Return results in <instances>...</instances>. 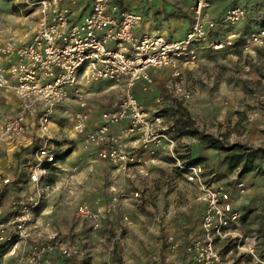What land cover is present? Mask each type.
Wrapping results in <instances>:
<instances>
[{
	"label": "built area",
	"instance_id": "1",
	"mask_svg": "<svg viewBox=\"0 0 264 264\" xmlns=\"http://www.w3.org/2000/svg\"><path fill=\"white\" fill-rule=\"evenodd\" d=\"M24 1L35 16L34 28L23 36L0 39V91L11 93L17 102L16 114L0 127V138L29 150L21 166L26 191L10 200L7 212H0V264H86L90 257L85 246L38 232L44 184L56 165L52 127L60 118L67 119L71 138L122 171L143 165L144 155L133 154L139 150L149 156L158 152L178 163L180 138L159 120H149L134 94L136 85H151V72L169 69L165 94L185 104L192 91L181 81L182 69L190 71L210 51L261 45L264 34L240 37L231 32L248 19V10L231 8L214 17L208 0H191L190 25L178 41L138 36L141 16L118 13L117 0H92L90 13L80 20L64 0ZM219 29L224 38L211 41ZM97 84H112L116 97L99 113V124L92 125L94 110L88 100ZM180 170L190 172L191 181H199V170ZM235 186L243 193L241 184ZM232 193L233 188L199 182L200 232L183 248L192 264H228L218 244L229 240L251 258V264H264L257 256L258 243H247L235 228L239 217L232 211ZM131 197L139 199L138 194L117 190L105 204L96 200L78 207L76 217L98 231L116 205ZM178 248L171 239L162 246L172 257Z\"/></svg>",
	"mask_w": 264,
	"mask_h": 264
},
{
	"label": "rangeland",
	"instance_id": "2",
	"mask_svg": "<svg viewBox=\"0 0 264 264\" xmlns=\"http://www.w3.org/2000/svg\"><path fill=\"white\" fill-rule=\"evenodd\" d=\"M91 1L64 0L74 10L77 20L90 13ZM184 1L186 5H180ZM208 2L223 12L233 7L248 10V19L231 28L240 37L264 34V0ZM188 3L189 0H117L115 6L120 14L140 15L145 24L151 18L159 28L171 20L185 19ZM159 7L165 9L160 20L157 19ZM155 8L158 10L154 11ZM34 25L35 16L24 0H0V39L28 34ZM159 73L155 84L145 85L134 94L145 107L149 120H161L165 130L180 138L176 149L178 163L164 157L165 163L199 170V181H191L190 172L176 167L150 169L149 162L139 170L138 166L125 171L116 169L71 138L70 122L60 118L52 127L56 165L44 184L47 191L40 210V231L46 237L58 236L85 246L90 251L91 264H148L145 259L160 240L149 231L147 223L140 221L141 213L146 217L151 214L146 211L148 202L139 204L140 197L120 201L98 231L77 219L78 207L96 200L100 205L105 204L117 190L136 194L138 187L143 188V194L162 188V193L171 191L176 202L182 199L196 202L200 182L207 187L233 188L232 211L239 217L235 228L242 232L244 240L263 242L258 246L264 258V154L255 153L264 151V36L261 45L210 51L190 71L182 69L181 81L192 91L191 99L185 104L165 94L169 69ZM115 97L112 84H97L90 90L88 103L94 113L101 112ZM16 112L14 96L0 91V127ZM202 136L210 138L211 143L201 146ZM11 143L0 138V212H7L10 200L26 191L21 166L29 150H22L15 143L10 149ZM215 145L219 149L213 148ZM236 184L243 186V193L235 188ZM198 215L195 212L190 216L194 218V228L201 221ZM226 249L223 247L224 252Z\"/></svg>",
	"mask_w": 264,
	"mask_h": 264
},
{
	"label": "crops",
	"instance_id": "3",
	"mask_svg": "<svg viewBox=\"0 0 264 264\" xmlns=\"http://www.w3.org/2000/svg\"><path fill=\"white\" fill-rule=\"evenodd\" d=\"M191 0H189V5L187 6L186 9V18L182 20H171L169 23H164V26H161L159 28H156L153 19L150 18L151 12L148 14L149 15V20L148 24H145V20L141 22L140 26L136 29V34L138 36L142 35H147V36H163L167 40H173V41H178L181 40L185 33L187 32L190 21L188 17V9L189 6L191 5ZM180 5H186V1L180 2ZM211 8H210V13L214 17H218L222 15L224 12L220 10H216V8L213 7V5L210 3ZM234 8V7H233ZM158 10V8H155L154 11ZM152 10V9H151ZM229 10V9H228ZM74 11V10H73ZM165 9L159 7V13H157V19L160 20L161 18V13L164 12ZM75 13V12H74ZM74 16L76 14H73ZM76 17V16H75ZM158 20V21H159ZM163 25V21H162ZM236 33V31H231ZM224 32L219 29V31L213 36L212 40H217V39H223L224 38ZM239 35V33H238ZM246 36L243 35L242 37ZM151 79H152V84L156 83L159 78H160V73L159 71H154L151 72ZM145 85L143 83H139L135 87V92L136 90H139L141 87H144ZM140 101V100H139ZM141 102V101H140ZM142 103V102H141ZM145 108V107H144ZM99 113L96 112L94 113L92 117V122L91 124L97 125L99 124ZM159 122L162 123L161 120ZM163 127V125H162ZM115 132H117L116 129H114ZM139 154H137L140 158H142L143 152L141 150L138 151ZM164 157L167 158L164 154L154 152L152 156H149L148 154H145L142 158L143 160V165L146 164V162H149L150 164L148 165V168L154 169V170H174L178 169L180 165H167L164 161ZM176 167V168H174ZM139 169H143L145 167L143 166H138ZM181 168V167H180ZM18 186H21V183H16ZM151 185H148L147 187L149 188ZM145 188V187H144ZM138 195H140V199L138 200V203L141 204L142 202H148L147 206L148 208L146 211L151 213L148 217L143 215L142 213L139 215L140 221L147 223L149 225V231H151L153 234L158 235L160 240L155 245V248L150 252L149 256L145 261L148 264H192L184 255L183 248L187 242L190 240L196 238L199 235L200 232V223L197 228H194V218L191 219L190 216L194 215L195 212H198L199 218L202 217V207L197 204L194 201L182 199L179 202L174 201V195L171 193V191L167 194L162 193L164 189H159L158 191H155L154 193H146L143 194L140 188L138 187ZM151 191V189H150ZM42 215H40L41 219ZM196 220V219H195ZM139 221V222H140ZM201 222V221H200ZM160 225V227H158ZM38 232L44 236L43 232L40 231L41 227V222L40 220L38 221ZM192 227V228H190ZM160 228L162 229L160 231ZM190 229V230H189ZM171 239L173 240L174 243L178 244L179 248L178 251L176 252L175 256H170L169 254L163 252L162 246L165 243L166 240ZM257 239L253 240H247L246 242L249 244H255V243H263L261 240L256 241ZM232 240H229L228 243H221L218 244L220 248L226 247V251L224 252V256H226V260L228 264H251V258L243 251V250H237L236 248L233 247ZM261 246L256 247L257 251V256L258 258L264 262V258L261 256L262 249H260ZM238 251V252H237ZM88 252L90 254V251L88 249ZM243 253V254H242ZM240 255H243L245 257L244 259H240ZM260 255V256H259ZM91 258V255H90ZM4 264H13V261H7ZM86 264H91V260L87 261Z\"/></svg>",
	"mask_w": 264,
	"mask_h": 264
},
{
	"label": "trees",
	"instance_id": "4",
	"mask_svg": "<svg viewBox=\"0 0 264 264\" xmlns=\"http://www.w3.org/2000/svg\"><path fill=\"white\" fill-rule=\"evenodd\" d=\"M209 140H211L210 138L208 137H205V136H202V142H201V146H206V145H209L211 142H208ZM215 144H217L216 142H214ZM219 146H214L213 148L215 149H219L218 148ZM255 153H260V154H264V151L262 150H256Z\"/></svg>",
	"mask_w": 264,
	"mask_h": 264
},
{
	"label": "bare ground",
	"instance_id": "5",
	"mask_svg": "<svg viewBox=\"0 0 264 264\" xmlns=\"http://www.w3.org/2000/svg\"><path fill=\"white\" fill-rule=\"evenodd\" d=\"M8 148H10V149L14 148V143H13V144H12V143L9 144V145H8Z\"/></svg>",
	"mask_w": 264,
	"mask_h": 264
}]
</instances>
